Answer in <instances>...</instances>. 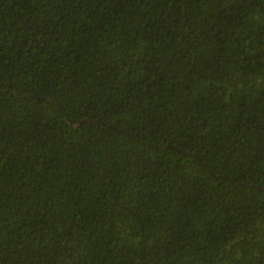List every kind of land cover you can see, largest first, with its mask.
<instances>
[{
    "label": "trees",
    "instance_id": "obj_1",
    "mask_svg": "<svg viewBox=\"0 0 264 264\" xmlns=\"http://www.w3.org/2000/svg\"><path fill=\"white\" fill-rule=\"evenodd\" d=\"M0 264H264V0H0Z\"/></svg>",
    "mask_w": 264,
    "mask_h": 264
},
{
    "label": "water",
    "instance_id": "obj_2",
    "mask_svg": "<svg viewBox=\"0 0 264 264\" xmlns=\"http://www.w3.org/2000/svg\"><path fill=\"white\" fill-rule=\"evenodd\" d=\"M82 121H92V119H82L79 123H81ZM114 127L120 132L127 133L125 130H123V129L119 128V127H116V126H114Z\"/></svg>",
    "mask_w": 264,
    "mask_h": 264
}]
</instances>
